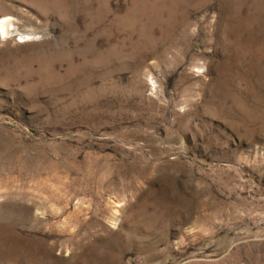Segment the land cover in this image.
Returning <instances> with one entry per match:
<instances>
[{
    "label": "rangeland",
    "instance_id": "rangeland-1",
    "mask_svg": "<svg viewBox=\"0 0 264 264\" xmlns=\"http://www.w3.org/2000/svg\"><path fill=\"white\" fill-rule=\"evenodd\" d=\"M5 16L0 264H264V0Z\"/></svg>",
    "mask_w": 264,
    "mask_h": 264
},
{
    "label": "bare ground",
    "instance_id": "bare-ground-1",
    "mask_svg": "<svg viewBox=\"0 0 264 264\" xmlns=\"http://www.w3.org/2000/svg\"><path fill=\"white\" fill-rule=\"evenodd\" d=\"M15 20L12 17H2L0 19V30L4 37H9L14 31H17L16 26L14 27ZM15 33V32H14ZM19 33V32H18ZM23 38L31 36V33H19ZM26 40V39H23Z\"/></svg>",
    "mask_w": 264,
    "mask_h": 264
}]
</instances>
